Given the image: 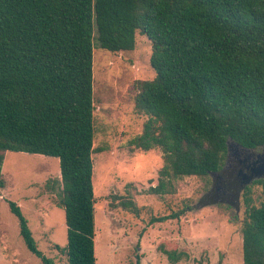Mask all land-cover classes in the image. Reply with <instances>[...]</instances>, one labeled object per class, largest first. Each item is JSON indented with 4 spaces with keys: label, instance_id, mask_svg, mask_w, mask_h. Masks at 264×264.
Returning <instances> with one entry per match:
<instances>
[{
    "label": "trees",
    "instance_id": "trees-1",
    "mask_svg": "<svg viewBox=\"0 0 264 264\" xmlns=\"http://www.w3.org/2000/svg\"><path fill=\"white\" fill-rule=\"evenodd\" d=\"M136 33L149 40L155 75L134 82V110L147 119L129 143L161 152L150 194H174L176 179L220 171L228 138L264 147V0H0V187L6 151L58 159L60 178L47 187L64 210L66 245L55 247L67 264H96L93 45L132 50ZM242 196L241 264H264V178ZM115 199L139 213L131 195ZM8 207L26 248L55 264L38 249L20 206ZM190 208L149 224L179 220ZM170 243L159 244L169 263L188 258Z\"/></svg>",
    "mask_w": 264,
    "mask_h": 264
},
{
    "label": "rangeland",
    "instance_id": "rangeland-1",
    "mask_svg": "<svg viewBox=\"0 0 264 264\" xmlns=\"http://www.w3.org/2000/svg\"><path fill=\"white\" fill-rule=\"evenodd\" d=\"M150 50L149 40L139 33L135 35L132 50L112 53L93 45V147L97 151L92 154V185L96 264H135L136 254L140 255L139 264H171L159 250L160 242L164 241L187 253L188 258L176 264H241V222L245 209L242 191L238 210L228 202L200 204L214 187L211 174L176 179L174 194L148 192L157 183L161 152L158 147L142 151L129 141L141 133L147 119L145 114L134 110V82L154 77ZM262 149L231 154L226 169L223 166L217 173L219 193L231 192L227 183L234 177L237 170L233 169L238 161L244 155L252 160ZM94 165L99 168L95 170ZM59 173L56 157L5 152L1 166L4 185L0 187V264H42L24 245L8 201L20 206L38 249L55 264H67L66 256L55 247L66 245L64 210L57 205L56 193L47 187L60 178ZM129 195L139 207L137 215L122 209L115 199ZM261 196V187L251 185L255 205ZM187 205L191 208L185 209L179 220L149 224L151 216ZM233 212L238 216L236 222L231 221Z\"/></svg>",
    "mask_w": 264,
    "mask_h": 264
},
{
    "label": "water",
    "instance_id": "water-1",
    "mask_svg": "<svg viewBox=\"0 0 264 264\" xmlns=\"http://www.w3.org/2000/svg\"><path fill=\"white\" fill-rule=\"evenodd\" d=\"M227 154L226 163L223 169H226V164L231 154L235 151H247L250 148L242 147L237 142L231 138L227 139ZM247 162V164L245 163ZM249 162V163H248ZM244 167L238 172L237 177L233 178L227 183V188L231 189L230 193H219L218 180L220 176L218 172H211L210 174L214 176V187L212 190L206 194L200 201V204H214L219 201L228 202L230 205L235 206L236 210L239 208V195L245 186L249 185L256 179L264 178V147L260 153H257L255 158L250 160L249 156H245L243 159L238 161ZM231 197L233 200H231Z\"/></svg>",
    "mask_w": 264,
    "mask_h": 264
},
{
    "label": "flooded vegetation",
    "instance_id": "flooded-vegetation-1",
    "mask_svg": "<svg viewBox=\"0 0 264 264\" xmlns=\"http://www.w3.org/2000/svg\"><path fill=\"white\" fill-rule=\"evenodd\" d=\"M250 160H251V159H250ZM245 163L247 164V162H245ZM248 163H249V162H248ZM241 169L244 170V167H243L241 164L238 163V164L234 167V169H233L234 172H235V170H237L233 178L237 177L238 172H239ZM233 178H232V179H233Z\"/></svg>",
    "mask_w": 264,
    "mask_h": 264
},
{
    "label": "bare ground",
    "instance_id": "bare-ground-1",
    "mask_svg": "<svg viewBox=\"0 0 264 264\" xmlns=\"http://www.w3.org/2000/svg\"><path fill=\"white\" fill-rule=\"evenodd\" d=\"M94 160H95V159H94ZM94 162H95V161H94ZM96 162H97V161H96ZM94 166H95V165H94ZM96 168H97V167L95 166V170H96ZM98 168H99V167H98ZM98 168H97V169H98Z\"/></svg>",
    "mask_w": 264,
    "mask_h": 264
}]
</instances>
